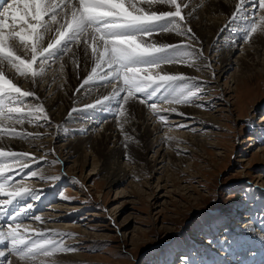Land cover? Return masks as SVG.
<instances>
[{
  "label": "rangeland",
  "instance_id": "374dc122",
  "mask_svg": "<svg viewBox=\"0 0 264 264\" xmlns=\"http://www.w3.org/2000/svg\"><path fill=\"white\" fill-rule=\"evenodd\" d=\"M248 17L251 19V16L244 19H249ZM236 45L237 49L234 51L239 52L237 55L233 54L231 59L233 66L230 67L232 69L228 70V73H225L224 68L214 72L208 68L202 70L207 71L211 79L208 89L216 86L210 92L203 91L202 99L191 105L201 112L199 117L204 116L206 119L205 125L202 126V128H206L205 134L202 131H195L198 129L196 128L197 124L190 127L191 132L202 136L199 138L205 141L204 150L194 148L193 152L189 153L191 149L188 150L189 152L186 149L185 154L186 156L188 154L190 161L183 166L180 165L179 168H173L174 166L166 159H159L157 166L153 169L158 172L156 175H153L154 171L150 170L144 178L134 179V176H131L134 180L127 178L121 183L106 182L103 178L105 174L101 171V165L93 163L92 152L88 151L89 161L86 166L81 167L80 164L74 165L73 161L76 157L70 159L64 154L61 156L54 146L42 147L41 139L53 131L56 132L55 140L58 138L59 140L77 139L75 137L82 134L78 133V125L83 126L84 124L85 126L90 120L91 122L95 121L71 112L73 108H79L77 106L80 104L75 102V99H77L79 91L83 90L80 85L71 98V109L69 110L71 116L68 111L61 121L54 120L44 102H37V99L32 98L27 100L28 107L44 104L50 122L43 118L32 119L31 122L26 120L22 125L8 124L5 121L8 128L14 127L17 131L41 134L39 138L29 137L26 140L11 138L7 135L0 137V143L6 150L16 151V149L9 148L7 144L18 141L19 149L25 147L27 150L26 146H28L27 151L24 148L20 151H30L28 152L31 154L30 159L35 158L28 169H19L12 174L13 183L17 184L23 181L24 186L40 197L38 200L27 197L18 201L17 208H24L33 202L31 203L33 208L30 210L33 213L32 219L20 221L22 223L21 234L29 239H41L35 233L42 232L48 238L62 239L65 247L76 249L74 253L78 254L80 259L74 263L72 260L62 262L60 257L56 256H40L33 262L22 261L17 256L10 254L4 244H0V251L5 252L6 258L11 260V264H14V261L19 264H244L251 251L256 249L251 247L249 240L261 242L264 246V226L261 224L264 219V72L257 69L258 71L246 73L245 70L243 81L245 80L246 83L241 84L242 86L238 85L235 76L236 78L240 77L242 70L236 69L238 64L236 57H240L241 51L244 50L242 49L244 44L239 40ZM198 46L199 44L196 42L197 50L200 49ZM226 47L227 43H221L220 40L214 41L209 53L205 52L207 60H212L216 51ZM200 58L203 61L206 59L203 54L196 63L203 62ZM248 62H250L249 67L252 68L255 62ZM210 65L213 66L215 63L212 61ZM178 68L175 67V69ZM173 70L174 68H170L165 72L172 74ZM159 71L160 69L157 72L154 70L152 72L155 76ZM179 72L178 74H182ZM213 73H215L214 76ZM218 76H221L220 84L216 83ZM188 79L176 82L177 90L183 83H195L192 79ZM28 80L33 84V91L38 93V85H34L35 83L30 77ZM43 80L44 78H40L38 81ZM23 84L22 89L26 90V84H24L25 86ZM195 84L203 89L204 86L207 88L204 83ZM69 90L72 88L70 87ZM137 97V102L143 98L139 93ZM227 101L229 102L227 103ZM156 102L160 103L158 106H171L177 110L182 106L187 107L186 105L168 104L160 100ZM200 104L203 107H199ZM129 105L125 106L128 108ZM27 110L28 108L25 109V111ZM146 112L150 123L154 125L152 119L155 115L149 108L146 109ZM93 114L96 119L100 120L95 127L96 131H94L97 134L109 118L104 117V120L98 114ZM38 115L43 117L44 114L38 113ZM160 115L166 117L167 123L180 117L176 113L160 112ZM179 125L181 124L171 126L178 128L175 130H180ZM166 126V124L162 125L163 128ZM181 129L183 132H190L187 128ZM86 132L90 134L93 130H86ZM163 134L169 135L172 134V131L161 129L160 136L162 137ZM153 141L154 138H152ZM43 150H46L44 155H42ZM158 150L159 147L155 146L148 153L147 158L151 160ZM127 151L129 152L130 148ZM172 151L174 150L170 152ZM165 162L170 167L169 174L174 177H169L162 172ZM123 163L128 165L130 162L123 158ZM125 169L129 172L134 169V164ZM32 171L37 172L38 176L30 177L28 173ZM42 175L45 179L39 178ZM53 177L58 179H51ZM158 177H161V181H158ZM31 181L32 183H30ZM34 182L39 184L36 186ZM4 199L7 198L2 197L0 201ZM17 208L12 210L10 215ZM59 211L64 212L62 214L65 217L62 219L67 220L66 222L57 223L53 221L55 219H51L50 214L54 213L56 216ZM247 215L252 216L251 222L249 221L251 216L247 217ZM35 216L41 217L40 221L43 226L48 225L45 226V230L37 224ZM5 217L0 222V231L6 232L7 226L13 222L5 220ZM54 222L57 225L63 223L64 230L60 231L57 229L58 226L52 228L50 225ZM246 222H248V228ZM243 224H245L244 227ZM12 225L14 226V224ZM23 226L29 231L26 232ZM57 233L61 235H57ZM224 237H227V241L221 246L218 240ZM258 237H260V241L255 240ZM209 240L214 243L209 244ZM228 245H231L229 247L231 253L227 257H222V252L227 253L223 248H227ZM240 245L242 246L240 247ZM70 253L58 254L70 256ZM182 257H187V260H183ZM260 261H264V257ZM0 264H3V260L0 261Z\"/></svg>",
  "mask_w": 264,
  "mask_h": 264
},
{
  "label": "snow or ice",
  "instance_id": "6c2138e0",
  "mask_svg": "<svg viewBox=\"0 0 264 264\" xmlns=\"http://www.w3.org/2000/svg\"><path fill=\"white\" fill-rule=\"evenodd\" d=\"M255 3L261 15L258 19L253 18L248 24L243 36L245 43L250 42L256 33L264 34V0H255ZM156 6H167L172 10H156ZM187 8L188 0H11L6 6L0 7V136L26 140L29 137L39 138L41 135L17 131L14 127L8 128L5 121L8 124L22 125L26 120L31 122L32 119L43 118L50 122L43 105L28 107L27 98L38 100L39 97L30 90H23L13 78L7 76L5 66L14 69L19 77H30L35 83L37 78L46 73L45 65L52 57L57 53L67 52L72 53L75 58L76 53L69 45L78 47L81 42L84 45L83 53H90L89 58L92 61L91 70L81 87L94 81L111 84L113 87L111 95H106L102 100L98 99L95 104L87 107L95 109L108 102L119 101L116 116L124 118L123 122L117 120L121 132L128 122L124 105L128 104L130 99L136 100L138 93L143 96L139 103L146 105L160 122H166V117L160 115L162 109L157 100L186 106L196 104L202 99L201 94L204 91L198 84L183 83L177 90L176 82L185 81L184 75L167 72H160L156 76L151 74L163 65L176 63L200 70L196 60L203 55V49L195 48L199 38L187 23V16L183 12ZM245 12L246 0H238L231 22L240 19ZM228 27L230 24L225 25V28ZM53 32L55 35L45 43L46 37ZM165 33L183 37L184 42L165 43L151 39L154 34ZM73 62L79 67L78 61L73 59ZM204 66L211 68L207 63ZM189 79L195 80L194 77ZM117 84L120 87H116ZM198 106L203 107L202 104ZM75 111V108L71 110ZM163 111L184 115L177 112L176 108ZM38 113H43V117ZM125 139H130L126 133ZM30 157L28 152L6 150L0 146V196L7 197L0 201V208L12 207L26 197L37 200L40 198L27 186H21L23 181L15 184L13 177L6 175L16 168H29L35 159ZM28 175L37 177L38 173L32 171ZM40 178L45 179L43 176ZM32 208L33 204L29 203L11 214L9 218L14 226L9 224L6 232L0 231V244H4L10 254L29 262L40 256L52 257L58 253L75 252L76 249L65 247L62 239L48 238L42 232L35 233L41 239H29L21 234L20 221ZM6 215V211H0V219ZM34 218L41 220L40 216ZM226 241L227 237L218 240L221 246ZM208 243L214 241L209 240ZM223 250L227 251V248ZM182 259L186 261L187 257ZM0 260H3V264H11L4 251H0Z\"/></svg>",
  "mask_w": 264,
  "mask_h": 264
},
{
  "label": "bare ground",
  "instance_id": "6f19581e",
  "mask_svg": "<svg viewBox=\"0 0 264 264\" xmlns=\"http://www.w3.org/2000/svg\"><path fill=\"white\" fill-rule=\"evenodd\" d=\"M3 1L4 3L11 2V0H0V3ZM188 2H189V8L184 9L183 12L187 16V23L188 22L190 23L189 26L192 27L193 32H195L197 37L199 38V41L197 42L199 44L198 47L200 49H203V54L205 55L206 59H204L203 61V59L200 58L202 59L201 61L203 62L196 63V65L199 66L200 68L199 71H197L195 67H189V66H186L180 63H176V65L175 64L174 65L173 64L163 65L160 68V71L158 73L165 72L166 70L170 68H174V70L172 71V74H178V72L180 71L179 73H182V75H184L186 78L194 77L195 80H192V81H195V83L206 84L207 88H205V86L203 85L204 92L206 90L210 92L216 86L208 89V86H209L208 83L211 81V79L209 78L207 71H202V70H206V69H203V68H206L204 65L206 63L210 64V62L213 61L215 65L211 66V68H208V70H211V71L213 70L212 72H214V71H221V69L224 68L225 73H228V70L232 69L230 67L233 66V64L231 63L232 56H234L233 54L235 53V55H237V52H239L237 50L234 51V49H237L236 43H238L239 40H241L242 44H244V46L242 47V49L244 50L241 51L239 58L236 57V59L238 60L236 69H239V71L242 70L241 71L242 74L240 76L242 78H240L239 76H237L236 78L235 76V80L236 82L238 81L237 82L238 85L239 84L244 85L246 83L245 80L243 81V75H244L243 72L245 70H246V73L248 71H254V70L256 71L261 70L264 72V34L256 33L253 35V38L250 42L245 43L243 41V36L245 34L246 28L248 27V24L252 21L253 18L258 19V17L261 15V12L258 10V5L255 3V0H246V12L242 15L240 19H238L235 22H231V16L235 10L238 0H188ZM156 10L166 11V10H172V9L168 8L167 6H156ZM247 16H251V19L249 17L248 18L250 20L244 19V18H247ZM229 24H230V27L225 28V25H229ZM221 29H224V30L221 31ZM54 35H55V32L50 33L49 36L46 37L45 43H47L48 39ZM176 36L174 35V33H165L161 35L154 34L151 39H154L160 42H165V43H183L184 42V39L182 37L180 38V36L179 37H176ZM216 40H220L221 43H227V47L216 51L212 57V60L208 61L207 54H205V52L209 53L212 44ZM69 46L72 47L73 52L76 53L75 58H73L72 53H67V52L57 53L55 57H52L50 61L45 65L46 73L42 77L37 78L34 84V85H38V93H35L33 91L34 89L33 84L28 79L19 77L18 74L15 73L14 69H11L7 65L5 66V69H4L5 74L9 76L10 78H13L14 82L17 83L19 86L22 87V83L26 84V88H27L26 90H30L34 92L36 97H39V99L36 100L37 102L45 103L46 107L49 108V111H50L49 113L52 115L55 121H61L63 117L65 116V114L66 115L68 114V111L71 109L70 105H71L72 95H74L75 90L77 89L78 85L80 86L82 85L83 80L86 78L87 74L90 72L91 67H92V61L89 58L90 53L89 55H85L83 53V47H84L83 42H81V45L78 47L73 46V45H69ZM73 59L78 61L79 67H76V65L73 62ZM248 61L255 62L252 68L249 67L250 62ZM61 64H63V70H61ZM175 67H179V68L175 69ZM154 71L157 72L158 69ZM157 74H155V76ZM152 75L154 76V73ZM40 78H44V80L38 81ZM216 79H217L216 83L220 84L221 76H218ZM195 83H191V84H195ZM70 87L72 88V90L68 91ZM116 87H120V85L117 84ZM81 88L83 89L82 92L80 90L77 99H75V102H78L80 105L77 106L76 104V106L79 108H75L77 111H75L74 114L77 113L76 115L80 114L83 117H87L89 120L92 119V121L93 120L95 121L91 122L90 120V122L85 126L84 124L83 126H81V124L78 123L80 124L77 127L78 133L79 134L82 133V134H80L81 136L79 137H75L77 139L59 140L58 138L57 140H55L56 132L53 131L47 137L41 139L40 145L42 147L54 146V148L57 149V151L59 152L61 156L64 154L70 159H74L76 157L75 160L73 161L74 165L80 164L79 166L81 167L86 166L89 161L90 155L88 154V151L92 152L91 156L93 157V161H94L93 163H96V165L98 166L99 164L101 165L102 167L101 171L105 174L104 176L103 175L102 176L106 182L110 181L113 183H121L122 181H125L127 178L133 179L131 176H134V179L140 178V177L144 178L145 174L149 173L150 170L154 171L153 175H156L158 172L153 169L155 168V166H157L159 159H163V160L166 159L167 162L169 161L170 164L174 166L173 168H179L180 165L183 166L189 163L188 161H190L188 154L187 156L185 154L186 149L187 151L191 149L190 152L188 151L189 153H192L194 148H202L204 150L203 145H205L204 143L205 141L199 138L202 136H199V135L197 136L196 134H194L193 131L191 132L190 130L191 126L197 124L196 128L198 129H196L195 131L196 132L202 131V133L204 134L206 133V128L205 127L202 128V126L205 125L206 119H204V116L199 117L201 112L196 110L195 106L193 107L192 106L191 107L182 106L181 108H179L177 112L184 113V115H180L179 119L174 120L171 123L160 122L156 115L155 116L152 115L153 119L152 118L151 119L153 120L152 122L154 124L152 125V123H150L149 121L150 118L147 117L148 111L146 112V109L148 107L144 104H140L136 100L130 99L128 102V104H130L128 108L124 105V108L127 110L128 122L124 125V131L121 132L120 127L117 123V120L119 119L121 122H123L124 118L116 116V108L119 106V101L114 100V101L106 103L103 107L97 106L95 109H91L87 107L90 104H95L98 99L102 100L104 96L111 95L113 91L112 85L106 84L100 81H94V82H90L88 85H84ZM121 95L123 96L124 93H121ZM30 98H27V100H29ZM32 99H35V98H32ZM228 102L229 101H227V103ZM159 107L162 109L161 112L175 114L171 111H163V109H171L172 108L171 106L169 107L159 106ZM93 113L98 114V116H101L103 118L104 117L109 118L108 120H106V122H104L103 127L100 128L97 134H95L94 131H96L95 127L98 125V121L100 120H98L99 118L96 119ZM202 115H205V114L202 113ZM101 117L100 119H102ZM112 118H115V119H112ZM185 122L188 124H183ZM199 123H202V124H199ZM163 124L167 125L166 128L162 127ZM177 124L185 125V127H182V128L183 129L187 128L190 130V132L189 131H188L189 133L183 132L181 128L180 130H175L178 128H175V126H171V125H177ZM161 129L172 131V134H169V135L163 134V136L161 137L160 136ZM86 130H93V132L89 134L86 132ZM34 133H38V132H34ZM125 133L127 134L128 137H130V139H127V140L125 139ZM166 137H171L172 139L169 140V139H166ZM152 138H154L153 142H152ZM161 140L162 142H160ZM249 141L252 142V140H249ZM17 142L15 143L8 142L7 146L11 149H16V151H20L23 148L25 149V151L28 150V146H26L27 147V150H26V148L23 147V145H22L23 148L19 149V146H18L19 143ZM126 144H127V147H125ZM0 146H3V144L0 143ZM155 146H158L159 150L156 151V153L153 155L152 159L150 160L147 158L148 153H150L155 148ZM129 148H130V151L128 152L127 149ZM171 150H174V151L170 152ZM45 151L46 150H43L42 155L45 154ZM123 158L124 160H128L130 163H128V165L126 163H123ZM167 162L164 163L162 172L166 173V175H168L169 177H174V175L169 174L170 167L167 166L168 164ZM131 164H134V169L127 172L125 168H129V165ZM18 170L19 168H16L14 171L7 172L6 175L12 177V174L17 172ZM158 181H161V177H158ZM30 183H32V181ZM17 184H20V182ZM36 184H39V183L34 182V185ZM29 185L34 186L31 184ZM21 186H24V185H21ZM2 197L4 196H0V198ZM30 203H33V202H30ZM15 208H17V203L12 207L5 206L2 209L0 208V211H8L9 214L6 215L7 218L6 217L5 218L11 221V219L9 218L11 216L10 213L13 212ZM62 213L64 212L59 211L58 214H56V216H54V213L50 214L51 216L50 215L48 216H50L51 219H55L53 221L57 223L66 222L67 220L65 221L62 219V217H65V215H63ZM32 214L33 213L29 211L26 216H23L22 220L28 219V215H32ZM250 216L251 215H247V217H250ZM251 220H253L252 216L249 218L250 222ZM0 221H2V219ZM262 221L263 222L261 224L264 226V219ZM55 222L54 224L50 226L52 228L54 226L56 227L58 226L59 228L57 229H59L60 231H63L64 230L63 227L65 228V225H63V223H59L57 225V223ZM41 223L42 222L40 220H37V224L40 225V227L45 230V228L48 225L47 226L45 225L46 226L45 227ZM245 224H247L246 227L248 228V222H246ZM245 224H243V227L245 226ZM23 229L24 230L26 229V232L28 230V228H25V227ZM260 237L256 238L255 240L260 241ZM249 243L251 244V247H254L256 249L254 251H251L250 256L247 257V260L244 262V264H264V261H260V259L264 257V246L262 245L263 243L261 244V242H254L252 240H249ZM241 246L242 245H240V247ZM225 252L227 253L222 252V255H221L222 257L223 256L227 257L231 253L230 248L227 247V251ZM65 255H68V254H65ZM65 255L60 256V254H55L54 256H56L57 258L60 257L62 262L72 260L74 263H76L77 261H80L78 254H75L74 252H71L70 256H65ZM14 264H19V263L14 261ZM225 264H228V263H225Z\"/></svg>",
  "mask_w": 264,
  "mask_h": 264
}]
</instances>
